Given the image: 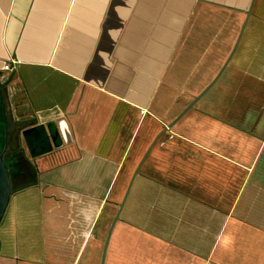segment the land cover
Instances as JSON below:
<instances>
[{
  "label": "crops",
  "instance_id": "0c3cea01",
  "mask_svg": "<svg viewBox=\"0 0 264 264\" xmlns=\"http://www.w3.org/2000/svg\"><path fill=\"white\" fill-rule=\"evenodd\" d=\"M0 105V264H264V0H0Z\"/></svg>",
  "mask_w": 264,
  "mask_h": 264
},
{
  "label": "water",
  "instance_id": "95a60500",
  "mask_svg": "<svg viewBox=\"0 0 264 264\" xmlns=\"http://www.w3.org/2000/svg\"><path fill=\"white\" fill-rule=\"evenodd\" d=\"M249 13H250V10L247 12V16L249 15ZM233 51L234 49L231 51L230 56L232 55ZM219 74L220 72L218 73V75ZM218 75L215 77V79L218 77ZM212 83H210V85ZM208 87H206L199 95L195 96L193 100L189 103V105L183 110L182 113H184L187 109H189L195 103V101L208 89ZM181 114L176 119H178L181 116ZM21 135L24 139V142L29 150L31 157H36L41 154L47 153L51 151L53 148L59 147L62 144L59 131L54 125V123L47 124V125L38 124V125L32 126L30 128L23 130L21 132ZM4 141L5 142H4L3 149L2 151H0V223L6 212L7 206L10 201V197L12 195L11 179H10L9 172L5 164V154L7 153V143H6V140ZM136 173H137V170L135 171V174ZM117 218H118V214L115 216L111 224V227L108 231V235L106 237V241H105L104 249H103L102 263H103V259L105 256L110 232Z\"/></svg>",
  "mask_w": 264,
  "mask_h": 264
},
{
  "label": "rangeland",
  "instance_id": "374dc122",
  "mask_svg": "<svg viewBox=\"0 0 264 264\" xmlns=\"http://www.w3.org/2000/svg\"><path fill=\"white\" fill-rule=\"evenodd\" d=\"M4 121V114H3V108H1V105H0V144L1 142H3V137H4V134H5V122ZM9 156L7 154H5V158H8ZM10 159V157H9ZM9 165L12 166L13 163L9 161Z\"/></svg>",
  "mask_w": 264,
  "mask_h": 264
},
{
  "label": "built area",
  "instance_id": "2783aa9c",
  "mask_svg": "<svg viewBox=\"0 0 264 264\" xmlns=\"http://www.w3.org/2000/svg\"><path fill=\"white\" fill-rule=\"evenodd\" d=\"M15 63H16V61H14V60H10V61H8L7 63H5L4 65H3V70L4 71H10V70H13L14 69V65H15Z\"/></svg>",
  "mask_w": 264,
  "mask_h": 264
},
{
  "label": "trees",
  "instance_id": "16d2710c",
  "mask_svg": "<svg viewBox=\"0 0 264 264\" xmlns=\"http://www.w3.org/2000/svg\"><path fill=\"white\" fill-rule=\"evenodd\" d=\"M0 138H1V136H0ZM2 148H3V144H2V142H1V144H0V151H2ZM8 156L10 157L11 155H9V153H8ZM9 157L8 158H5V164H6V167H7V169H8V172H9V175H10V172H11V166L9 165Z\"/></svg>",
  "mask_w": 264,
  "mask_h": 264
}]
</instances>
